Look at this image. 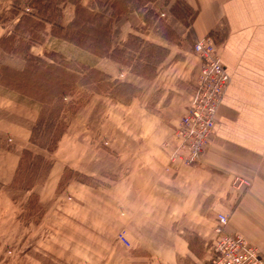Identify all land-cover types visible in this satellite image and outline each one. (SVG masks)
Masks as SVG:
<instances>
[{
  "label": "crops",
  "instance_id": "0c3cea01",
  "mask_svg": "<svg viewBox=\"0 0 264 264\" xmlns=\"http://www.w3.org/2000/svg\"><path fill=\"white\" fill-rule=\"evenodd\" d=\"M61 1L64 4L62 22L67 24L75 18L76 7L71 0ZM80 1L85 7L103 12L107 19L112 15L114 0ZM182 1L195 10L192 22L195 38L209 34L215 38L231 76L218 111L216 132L202 162L196 165L171 163L170 158L174 131L192 97V93L181 90L185 87L182 83L187 74H192L193 68L192 71L183 70L185 75H178L176 79L178 85L162 90L152 101V85L163 83L167 77L170 80L179 60L168 40L160 32L146 27L143 14L136 8L130 5L128 13L112 22L111 53L116 48L132 52L129 45L131 35L144 43L165 47L168 54L156 66L157 73L153 77L134 72L111 55L98 56L70 41L52 36L50 23L44 30L45 39L34 42L29 48L33 55L47 59L50 46H61L51 49L79 65L108 75L112 82L117 80L142 91L128 103L109 97L101 92L103 90L96 92L109 100L111 114H118L117 121L114 119L110 125L111 137L107 141L117 161L112 169L113 178L105 187L97 185L92 188L71 180L64 192L71 198L70 202L63 201L64 210L69 214L63 215L65 230L70 234L81 236L83 233L88 238L89 231L96 241L101 242L104 209L109 206L125 209L130 223L141 225L140 246L126 251L106 250L107 259H104V249L99 247L94 253L101 258L94 264H121L120 257L124 259L122 264H207L218 212L229 215L227 230L242 235L258 248L264 259V0ZM14 17L16 25L20 15ZM136 18L137 22H134ZM197 59L194 81L198 79L201 66L198 56ZM25 104L30 106L0 90V108L12 107L20 111L27 109ZM19 134L29 138V128L0 117V137L7 135L15 143L12 148L0 144V203L7 208L14 203L12 194L3 188L10 186L15 179L25 143ZM102 145L97 151L100 155L95 154L90 159L100 165L104 161ZM84 147L87 146L83 138L71 132L62 136L56 150L58 156L46 183L39 191L36 186L32 189L41 201L52 193L56 194L61 176L74 164L82 166L79 169L82 174L104 175L90 169L89 163L85 162L88 157ZM234 175L250 179L252 185L242 192L237 191L232 184ZM189 233L202 240L205 246L202 255L193 247ZM51 239L47 236L46 241ZM46 249L69 264H91L82 253H78L80 257L75 259L72 257L75 252L64 251L55 243L48 244Z\"/></svg>",
  "mask_w": 264,
  "mask_h": 264
},
{
  "label": "rangeland",
  "instance_id": "374dc122",
  "mask_svg": "<svg viewBox=\"0 0 264 264\" xmlns=\"http://www.w3.org/2000/svg\"><path fill=\"white\" fill-rule=\"evenodd\" d=\"M30 1L31 0H0V35L4 34L5 31L8 32L13 29L15 25L14 13L16 11H22V13L24 11L35 12L32 8H29ZM134 1L137 5L136 7H138H135L138 13L143 14L146 20V27L160 32L163 37L168 40V45L176 51L175 55H177L179 60L177 69L170 75V80H168L167 77L163 80V83L157 82L152 85V90L150 92L152 101L158 97L162 90H167L170 89V87L178 85V81L176 80L178 75L183 76L185 75L183 74V70L192 71V68L193 72L190 76H188L189 74L185 76L186 81L184 80L182 83L185 87L181 90H186L187 94H193L196 83L193 77L197 71L196 63L198 61L197 55L193 50L194 43L197 40L192 28L195 10L182 0ZM135 21L137 22V18L134 22ZM44 30L45 29L39 30L37 33L40 40L45 39ZM45 33H47V31ZM129 45L133 51L128 53L125 51L122 54V59L129 68L133 69L137 66L139 70L142 71L143 67L147 65V62L145 59L141 60L140 58H145L148 50L157 51L151 49L147 43L141 44L139 41L133 39L130 40ZM53 47L56 49H59V47L61 48V46L58 45L50 46V54L55 52L51 49ZM36 51L37 50H34V53H36ZM56 53L58 54V52ZM165 56L166 55L163 53V58ZM55 59L56 61H53L51 58H45L47 62L53 63L55 67H59V70L75 72V70L66 67V61L73 62L75 67L81 71L77 74V77L69 79L70 81L68 80L70 86L59 88L54 85L55 80L54 82H49L46 79L48 78L46 75L47 72H45V74L41 73L44 69L46 70L43 64H39L38 67L41 71H37L36 74L34 73L35 75H33V77H24L30 78L29 80H25L24 78L20 80L19 74L18 76L16 75L18 80L11 79L4 76L0 71V90L7 92L8 95L12 97L23 100L24 103L30 104V106H26L25 104L27 109L20 111L12 107L0 108V117L11 122L23 124L26 128H29V138H25L23 134H19V138L25 140L22 149H29L34 154L43 155L48 160L53 161V163L58 156L56 153L57 148L51 152L47 149V145L50 141L54 140L57 135L63 132L64 134L71 132L75 136L83 138L87 146L84 147L85 155L88 157V161L85 162L89 163L88 166L90 169L100 171L104 175L88 176L82 174L79 171L82 166L74 164L75 166H73V168H67L61 176L56 194L52 193L50 197L48 196L43 202L39 195L35 191H32V189L36 186L39 191L41 185L46 183L51 170L50 165L47 161L38 162L34 156L25 159L18 173L17 180L15 182L13 181L10 186L3 188V191L12 194L14 206H11V208L8 206L7 208L0 203V264H69L63 258H60V256H55L46 249L47 245H50V243H55L57 247L64 251L69 252L72 250L75 252L72 256L75 259L80 257L77 256L78 253H82L84 259H87V262L91 264H94L96 259L99 260L101 258L95 256L94 253L99 247H102L105 252L113 248L126 251L133 247L140 246L139 241L142 235L141 225L138 222L130 223L129 218H127L124 213L125 209L119 207H105L104 235L101 242L96 241L94 235L89 231L87 232L88 238L82 233L81 236L85 239H81L82 237L80 235L75 236L73 232L70 234L69 231L65 230L66 224L63 220V215L69 214L64 210L63 201L66 200L70 202L71 200V198L64 193L69 182L71 180L74 182H82L91 188L97 185L105 187L111 183V179L113 178L112 169L116 167L117 161L115 160V154L111 151L110 143L107 141L111 137L110 125L114 119L117 121L118 114H111L109 100L106 99L104 95L99 96L96 94L97 91L105 90L106 87V82L100 80V75H96L92 70L82 72V68L85 66L79 65L77 61L66 59V57L64 61L58 57H55ZM0 64H9L14 70H22L26 62L23 60L22 54L7 55L3 54L0 50ZM156 73L157 68L152 73H147L146 76L153 77ZM58 74L60 73L55 71L54 75L57 76ZM64 91L67 92L66 97L61 96V93ZM126 91L127 95L130 93L138 94L142 92L139 89L137 90L135 86ZM51 92L53 95L50 96ZM101 92L105 93L104 91ZM6 103L8 102H4L3 104ZM47 108L50 110L44 111L43 113V109L47 110ZM110 114L112 118L109 120L108 117ZM41 118L44 120L43 122L48 123V125L55 123L53 127L54 134H49L50 129L48 127L47 132L36 135L35 139L37 144H34L31 142L32 128ZM218 124L219 120L217 116V126ZM9 138L10 137L7 135L1 136L0 144L12 148L15 143L10 141ZM102 142L104 143L103 145ZM101 145L103 146V150H105L103 151L104 161L103 164L100 165L98 163V165L94 160L91 161L90 159L95 157V154L100 155L97 151H99V146ZM123 167L124 166H122L121 169H123ZM239 176L240 175H234L232 178L233 185L235 178ZM241 177L243 178L244 176ZM239 182L240 181H237L236 184H239ZM30 186L32 188L28 189ZM85 189L91 190L89 187ZM244 189L246 188L242 185L237 191L242 192ZM76 195L79 197L80 193L77 192ZM88 203V205H90V202ZM219 213L220 212H218L217 215ZM50 219L53 220L50 221ZM74 232L76 233V229ZM188 235L193 239V247L202 255L205 249L202 240H200L196 234L191 235V233H189ZM47 236L52 238L49 242L46 241ZM107 258L109 257L106 256L105 252L104 259ZM120 260L122 264L124 260L123 257H120Z\"/></svg>",
  "mask_w": 264,
  "mask_h": 264
},
{
  "label": "trees",
  "instance_id": "16d2710c",
  "mask_svg": "<svg viewBox=\"0 0 264 264\" xmlns=\"http://www.w3.org/2000/svg\"><path fill=\"white\" fill-rule=\"evenodd\" d=\"M76 7V14L75 18L67 23L64 24L62 22L63 18V7L64 4L61 0H31L29 2V8H32L34 11H16L14 15L19 17V21L15 25L13 31L9 34H5L4 36L0 37V50L3 54H22L23 60H25L26 64L22 70H14L9 64H0V71L4 76L8 78L18 80V74L20 80L23 79L25 76L35 75L40 72V68L38 67L39 64H43L46 70L42 71L41 73L47 75L46 78L49 82H54L55 86L59 88H64V86H70L68 84L69 79H73L77 77V74L81 71L77 69L72 62H66V67L71 68L73 71L65 72V70H59V67H55L53 63L47 62L44 58L38 57L30 53L29 48L34 42H38L40 38L37 35L39 30L45 29L46 24L50 23L52 25L51 34L70 41L71 43L90 51L91 53L104 56V55H111L117 61L122 64H125V61L122 59V54L126 51L124 49L116 48L113 53H111V32H112V22L116 19V21L120 20L123 15L128 13L130 5L132 8H135L137 5L134 0H114L112 2V15L109 19L106 18L103 12L96 11L94 7L88 8L81 4L80 0H71ZM130 8V9H132ZM138 8V7H136ZM131 39L139 41L141 44L144 43L142 39L137 36L131 35ZM145 44V43H144ZM147 45L157 52L152 50H148L146 52L145 61L147 65L143 67V70H139L136 66L132 70L136 73H141L146 75L147 73H152L156 70V66L160 61H163V53L165 55L168 54V49L162 46L155 45L153 43H147ZM132 49V48H131ZM48 58H51L53 61H56L55 57L61 58L63 61L65 57L61 54H57L56 52L51 53L50 55H46ZM128 64V63H127ZM74 65V66H73ZM73 67V68H72ZM91 71L94 72L96 75H100L101 81H105V90L103 91L107 93V95L115 100H118L122 103H128L131 99L135 96V94L130 93L127 95V91L132 89L133 86L127 83H121L120 81H111L108 75L96 70V69H89V68H82V72L84 71ZM54 71V72H53ZM58 72L57 76L54 73ZM15 73V74H11ZM35 73V74H34ZM17 75V76H16ZM49 75V76H48ZM25 80H29L30 78H24ZM70 81V80H69ZM51 84V83H50ZM52 91V90H51ZM53 95L51 92L50 96ZM62 97L67 96V92L61 93ZM43 109L44 111H49ZM44 120L39 119L36 125L32 128V137L31 142L37 144L36 142V135L41 134L43 132H47V128L49 127L50 131L49 134H54L53 127L54 124H49L43 122ZM57 125V124H56ZM55 129V128H54ZM64 132L60 135H57L54 140L50 141L47 145V149L49 151H54L57 148L59 141L61 140ZM43 146V145H41ZM46 146V145H44ZM34 156L38 162L47 161L50 165V169L53 166V161L48 160L45 156L40 154H34L29 149H25L22 152L20 164L14 179V182L17 180L18 173L20 168L22 167L23 162L25 159H29L30 157ZM30 186L28 189H31ZM192 243V242H191Z\"/></svg>",
  "mask_w": 264,
  "mask_h": 264
},
{
  "label": "built area",
  "instance_id": "2783aa9c",
  "mask_svg": "<svg viewBox=\"0 0 264 264\" xmlns=\"http://www.w3.org/2000/svg\"><path fill=\"white\" fill-rule=\"evenodd\" d=\"M193 50L200 58L201 66L191 102L174 131V148L171 163L196 165L202 162L206 148L217 128V116L231 76L227 71L215 38L206 35L198 38ZM240 181L239 184H236ZM248 188L251 180L235 178V188ZM229 216L217 215L215 238L209 245L207 264H264L258 249L242 235L227 230Z\"/></svg>",
  "mask_w": 264,
  "mask_h": 264
}]
</instances>
